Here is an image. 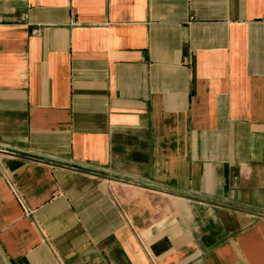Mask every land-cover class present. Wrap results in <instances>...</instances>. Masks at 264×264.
Wrapping results in <instances>:
<instances>
[{"label":"crops","instance_id":"crops-1","mask_svg":"<svg viewBox=\"0 0 264 264\" xmlns=\"http://www.w3.org/2000/svg\"><path fill=\"white\" fill-rule=\"evenodd\" d=\"M0 264H264V0H0Z\"/></svg>","mask_w":264,"mask_h":264},{"label":"built area","instance_id":"built-area-1","mask_svg":"<svg viewBox=\"0 0 264 264\" xmlns=\"http://www.w3.org/2000/svg\"><path fill=\"white\" fill-rule=\"evenodd\" d=\"M2 174L4 175V177L6 176L5 173H4L3 171H2ZM11 187H12L14 193L16 194L17 198L20 200V198H19V196L17 195V193H16L15 189L13 188V186H11Z\"/></svg>","mask_w":264,"mask_h":264}]
</instances>
